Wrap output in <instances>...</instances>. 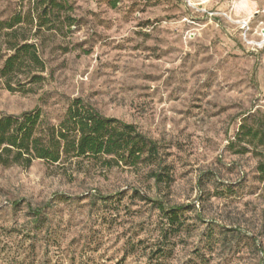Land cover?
Listing matches in <instances>:
<instances>
[{
  "label": "rangeland",
  "instance_id": "rangeland-1",
  "mask_svg": "<svg viewBox=\"0 0 264 264\" xmlns=\"http://www.w3.org/2000/svg\"><path fill=\"white\" fill-rule=\"evenodd\" d=\"M58 1L37 37L25 30L46 80L16 92L0 80V114L39 108L57 126L81 99L159 154L136 168L0 163V264H264L259 158L236 140L247 116L264 119V0ZM43 5L0 0V21ZM158 203L182 209L175 225Z\"/></svg>",
  "mask_w": 264,
  "mask_h": 264
},
{
  "label": "trees",
  "instance_id": "trees-1",
  "mask_svg": "<svg viewBox=\"0 0 264 264\" xmlns=\"http://www.w3.org/2000/svg\"><path fill=\"white\" fill-rule=\"evenodd\" d=\"M43 4L37 17L29 14L26 18L19 13L6 21H0V34L8 54L0 67V80L4 81L10 92H16V88L25 90L30 85L41 84L46 80L45 63L37 46L31 42V35H27L25 30L28 26L34 27V36L37 37L49 24L45 20L55 10L62 11L64 4L58 0H43ZM68 101L70 104L66 115L57 126H44L39 108L20 116L0 114V163L6 167L17 165L29 168L34 161L41 160L64 167L68 163L92 160L101 161L110 168L114 164L136 168L157 158L158 144L140 133L134 125L105 117L81 99ZM252 119L249 116L244 119L236 140L243 146L241 154L252 152L259 158L257 173L260 180L264 181V119L260 124H250ZM233 147L234 143L230 145V148ZM165 177L169 178L164 173H152V179L158 185L165 182ZM157 206L167 214L169 224L175 225L182 209L166 211L162 203ZM31 210L38 223L43 208Z\"/></svg>",
  "mask_w": 264,
  "mask_h": 264
},
{
  "label": "built area",
  "instance_id": "built-area-1",
  "mask_svg": "<svg viewBox=\"0 0 264 264\" xmlns=\"http://www.w3.org/2000/svg\"><path fill=\"white\" fill-rule=\"evenodd\" d=\"M259 13L257 12L256 15H258ZM262 14L264 15V10L262 11ZM241 25V30L245 32V35L247 36V34L250 32L251 28L249 26V22L243 21L242 23H239ZM262 33H264V30H262ZM247 43L251 44V45H255L257 43L255 42H250L247 41Z\"/></svg>",
  "mask_w": 264,
  "mask_h": 264
}]
</instances>
